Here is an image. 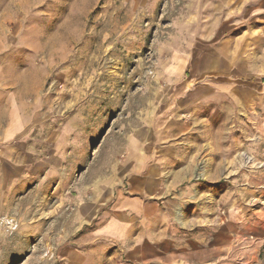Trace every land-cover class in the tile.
I'll return each mask as SVG.
<instances>
[{
    "label": "rangeland",
    "instance_id": "374dc122",
    "mask_svg": "<svg viewBox=\"0 0 264 264\" xmlns=\"http://www.w3.org/2000/svg\"><path fill=\"white\" fill-rule=\"evenodd\" d=\"M201 4L0 0V264H66L59 251L105 223L139 171L166 187L146 226L162 257L100 239L86 264H184L176 252L201 238L211 260L264 264V104L184 105Z\"/></svg>",
    "mask_w": 264,
    "mask_h": 264
},
{
    "label": "crops",
    "instance_id": "0c3cea01",
    "mask_svg": "<svg viewBox=\"0 0 264 264\" xmlns=\"http://www.w3.org/2000/svg\"><path fill=\"white\" fill-rule=\"evenodd\" d=\"M192 2L202 3L200 12L203 13L201 15H204L205 21L199 30L200 39L189 45L192 52L185 64L191 65L192 71L181 79L182 91L187 95L184 105L204 106L207 101L217 97H231L235 100L248 97L255 104L259 102L264 104V0H192ZM12 122L10 131L13 135L16 132L14 128L21 121L14 117ZM42 166L43 163L32 167L30 174L43 172ZM139 173L142 179L129 183L126 191L113 194L115 206L113 210L108 211L105 223L81 237L74 248L63 247L59 251L66 264H86L88 245L91 246L100 239L129 243L131 259L138 256V259L145 260L151 258V254L154 258L162 257L164 239L148 237L146 226L149 211L159 210V202L155 199L164 194L162 192L166 187L161 181L153 179L161 176L159 172ZM157 213V216H161L160 212ZM229 216L228 226L233 232L232 225L236 226L239 216L234 211ZM254 216L258 220L255 221V230L258 231L256 224L263 222L264 212ZM112 221L115 222L114 228L119 229L120 236L109 233V224ZM255 241L258 243L262 241L257 234ZM170 242L178 243L172 239ZM204 242H206L204 238L187 240L186 244H191V252L186 249V255L183 257L180 255L181 250H178L177 257L184 260V264H238L233 260H211V252L204 246ZM227 256L234 257L230 253ZM256 264L262 263L257 260Z\"/></svg>",
    "mask_w": 264,
    "mask_h": 264
}]
</instances>
